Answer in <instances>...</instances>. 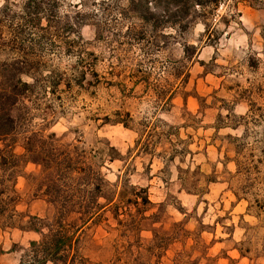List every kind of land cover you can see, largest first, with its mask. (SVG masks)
Wrapping results in <instances>:
<instances>
[{
    "label": "rangeland",
    "instance_id": "374dc122",
    "mask_svg": "<svg viewBox=\"0 0 264 264\" xmlns=\"http://www.w3.org/2000/svg\"><path fill=\"white\" fill-rule=\"evenodd\" d=\"M202 1L0 0V67L13 48L40 67L32 130L83 148L115 195L77 264H264V0ZM39 177L19 170L0 264L56 214Z\"/></svg>",
    "mask_w": 264,
    "mask_h": 264
},
{
    "label": "trees",
    "instance_id": "16d2710c",
    "mask_svg": "<svg viewBox=\"0 0 264 264\" xmlns=\"http://www.w3.org/2000/svg\"><path fill=\"white\" fill-rule=\"evenodd\" d=\"M197 3L204 7L202 0ZM11 53L18 58L0 67V223L13 229L17 219L22 218L17 211L18 173L25 163L35 164L40 168L39 189L53 204L56 214L51 222L41 223L46 234L27 224L25 230L38 233L41 240L30 244L31 251L21 264H77L81 250L77 235L89 223L97 222L100 212L113 204L115 195L109 196L102 164L88 157L83 148L64 144L55 133L46 135L43 129L32 130V96L38 88L40 67L21 48H13ZM61 84L62 77H58L50 88L55 93ZM114 115L119 117V113ZM107 123L131 128L129 122L118 118ZM19 142L23 156L15 153ZM145 203L149 204L147 199ZM70 220L73 222L68 225Z\"/></svg>",
    "mask_w": 264,
    "mask_h": 264
}]
</instances>
